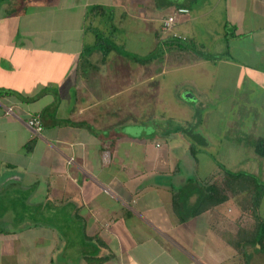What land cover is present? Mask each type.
<instances>
[{
	"label": "crops",
	"instance_id": "crops-1",
	"mask_svg": "<svg viewBox=\"0 0 264 264\" xmlns=\"http://www.w3.org/2000/svg\"><path fill=\"white\" fill-rule=\"evenodd\" d=\"M241 152L264 185V0H0V264H264V197L193 213Z\"/></svg>",
	"mask_w": 264,
	"mask_h": 264
},
{
	"label": "trees",
	"instance_id": "trees-1",
	"mask_svg": "<svg viewBox=\"0 0 264 264\" xmlns=\"http://www.w3.org/2000/svg\"><path fill=\"white\" fill-rule=\"evenodd\" d=\"M96 9L98 10L99 8H96ZM96 37H97L96 41L98 44L104 40V38H102L101 36L95 35V38ZM159 48L161 50L163 49L166 51H173V52L176 51L178 53V54L176 53L177 54L176 57L182 56V54L191 53L192 55H194V57L198 59L206 58L207 60L212 59V61L218 60V58H214V57L212 58V56L210 57L208 54H205V53L201 54L200 52L196 51L195 48H193L191 45L185 43L181 39L174 38V37H172L170 40L164 41L161 44V47ZM100 49L103 50V48H100ZM208 56L210 58H208ZM151 57L153 56L152 55L146 56L142 60H139V62L142 63V62L148 61L150 60ZM223 175H224L223 177L224 190L223 189L220 190L211 185H207V192L206 194L202 195L203 197H201L198 207H196L198 208V210L197 209H195L196 211L193 210L194 211L193 213L203 211L207 207L215 206V205L225 202L227 200V195H225V191H228L231 194L233 192L229 185L230 182L232 181L234 182V184L236 183V185L239 187L238 190L240 191V194H242L241 200H240L241 205L243 207H246L247 209L246 211L248 212V215L251 216L254 222V226L257 229L258 228L261 229L262 224L259 222L258 215L256 214V210H257L260 200L264 197V185L258 183L251 176L243 174V172H237L236 174H231L227 171H223ZM251 236H252V233H251ZM243 243H247V242L244 241ZM86 261L87 263H90V264H99L102 262L101 258H96L92 256L86 258Z\"/></svg>",
	"mask_w": 264,
	"mask_h": 264
},
{
	"label": "rangeland",
	"instance_id": "rangeland-1",
	"mask_svg": "<svg viewBox=\"0 0 264 264\" xmlns=\"http://www.w3.org/2000/svg\"><path fill=\"white\" fill-rule=\"evenodd\" d=\"M163 15H164V12L162 11L161 12V16H163ZM161 77L162 76L160 75V78ZM163 83H164V81H163ZM166 92H167V88H164L163 90L160 88V96H161V93H162V96H161L162 101L164 103L168 104V102L170 100H168L166 98H169L170 95L167 94ZM244 150L246 151V149H244ZM212 156L215 157V159H217L218 161L221 162V160L219 158H217L216 155L212 154ZM239 158H240V160L234 162V164H232V163L227 164L229 166L228 167L226 166L227 167L226 169L230 168V169H232L233 172L240 171V172L245 173L244 171H246L248 169L253 170L255 168V166H257L259 168V164H257V162L259 161V158L255 157L253 155H250V154L247 155L246 153H243V152H241V154H239ZM262 163L264 164V160H262ZM93 257H95V256H93Z\"/></svg>",
	"mask_w": 264,
	"mask_h": 264
},
{
	"label": "built area",
	"instance_id": "built-area-1",
	"mask_svg": "<svg viewBox=\"0 0 264 264\" xmlns=\"http://www.w3.org/2000/svg\"><path fill=\"white\" fill-rule=\"evenodd\" d=\"M177 13H182L184 14L185 11L182 9H177ZM173 23V17L172 18H167L166 21L162 24L160 27V32L166 31L169 26H171ZM26 125L29 127L35 134H37L40 129H39V121L36 116H28L26 120Z\"/></svg>",
	"mask_w": 264,
	"mask_h": 264
}]
</instances>
